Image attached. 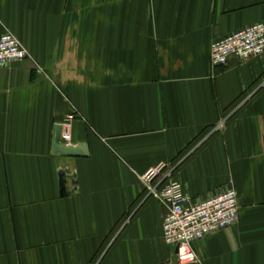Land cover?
<instances>
[{"label":"crops","instance_id":"1","mask_svg":"<svg viewBox=\"0 0 264 264\" xmlns=\"http://www.w3.org/2000/svg\"><path fill=\"white\" fill-rule=\"evenodd\" d=\"M257 22L264 0H0L29 52L0 65V264H179L141 179L162 162L194 199L238 193L191 264H264V54L210 59ZM57 125L87 154H53Z\"/></svg>","mask_w":264,"mask_h":264},{"label":"built area","instance_id":"2","mask_svg":"<svg viewBox=\"0 0 264 264\" xmlns=\"http://www.w3.org/2000/svg\"><path fill=\"white\" fill-rule=\"evenodd\" d=\"M264 54V22L247 25L223 38L215 40L210 49L213 67L227 66L230 58L246 60ZM29 57L28 50L12 32L0 38V65ZM72 116L69 115V119ZM225 121L217 126L220 129ZM69 141L70 134L63 133ZM177 165L165 162L151 167L142 177L147 194L166 207L163 221L165 242L176 251L179 264L201 261L195 242L219 230L231 227L240 219L239 197L233 184L207 198L194 199L174 178Z\"/></svg>","mask_w":264,"mask_h":264},{"label":"water","instance_id":"3","mask_svg":"<svg viewBox=\"0 0 264 264\" xmlns=\"http://www.w3.org/2000/svg\"><path fill=\"white\" fill-rule=\"evenodd\" d=\"M69 104L65 100L64 96L61 93H58L57 96V109L59 112L64 114H71V111L68 109ZM63 127L57 125L55 127V135L53 142V154L57 156H66V157H76L86 155L85 149L86 146H73L70 144L62 143ZM66 193V177L65 173H62L61 178V194Z\"/></svg>","mask_w":264,"mask_h":264},{"label":"trees","instance_id":"4","mask_svg":"<svg viewBox=\"0 0 264 264\" xmlns=\"http://www.w3.org/2000/svg\"><path fill=\"white\" fill-rule=\"evenodd\" d=\"M235 106H236V104L234 105V106H232V108H230L229 110H228V112L225 114L226 116H229L230 115V113L235 109ZM233 117V115L231 116V118ZM230 117L228 118V119H231ZM206 134H204L203 136H201V138H203L204 136H205ZM201 138H199V140L201 139Z\"/></svg>","mask_w":264,"mask_h":264}]
</instances>
